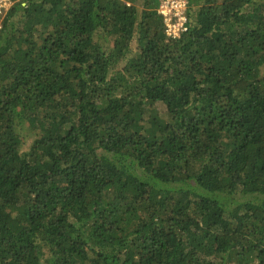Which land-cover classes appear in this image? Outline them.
Here are the masks:
<instances>
[{"label":"trees","instance_id":"obj_1","mask_svg":"<svg viewBox=\"0 0 264 264\" xmlns=\"http://www.w3.org/2000/svg\"><path fill=\"white\" fill-rule=\"evenodd\" d=\"M189 2L4 16L0 264H264V0Z\"/></svg>","mask_w":264,"mask_h":264},{"label":"built area","instance_id":"obj_2","mask_svg":"<svg viewBox=\"0 0 264 264\" xmlns=\"http://www.w3.org/2000/svg\"><path fill=\"white\" fill-rule=\"evenodd\" d=\"M18 0H0V32L2 20ZM189 0H159L158 14L161 16L168 39H180L189 30Z\"/></svg>","mask_w":264,"mask_h":264},{"label":"rangeland","instance_id":"obj_3","mask_svg":"<svg viewBox=\"0 0 264 264\" xmlns=\"http://www.w3.org/2000/svg\"><path fill=\"white\" fill-rule=\"evenodd\" d=\"M162 109V108H161ZM30 143H31V139H28L24 145V148H28L30 146Z\"/></svg>","mask_w":264,"mask_h":264}]
</instances>
